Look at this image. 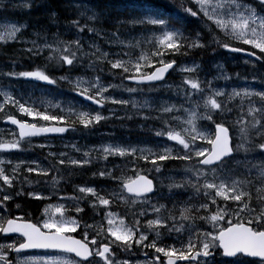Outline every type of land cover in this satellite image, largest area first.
<instances>
[{
	"label": "snow or ice",
	"instance_id": "snow-or-ice-1",
	"mask_svg": "<svg viewBox=\"0 0 264 264\" xmlns=\"http://www.w3.org/2000/svg\"><path fill=\"white\" fill-rule=\"evenodd\" d=\"M2 3V0H0ZM71 7L76 9L77 15L68 21L67 34L70 39H61L59 32L49 42L46 38L42 43L37 40H24L20 35L27 24H5L0 26V48L9 44H31L22 51L33 56H43L48 62L45 68L31 71H9L0 73L14 78H25L39 81L48 85H57L65 81L72 86L76 96L83 101H90L102 109L106 102L133 108L138 106L135 100L118 99L105 96L109 87L101 83L100 77L72 79V72L82 66L85 59L89 61L87 67L96 70L97 63L107 62L113 74H119L122 79L135 82L137 85L148 84L150 89L157 85L155 82L165 81L166 75L179 71L193 73L199 65L192 62L187 66L178 63L176 56H187L193 49L205 48L207 43L202 39L204 29L194 30V35H188L187 29L182 30L176 24L180 20L187 23L201 22L211 36V42L217 47L231 53H243L245 64L258 61L264 64V0H180L178 9L159 8L152 4L142 5L143 14L130 16L127 19L115 18L116 25L131 24L153 25L159 27V33L153 32L152 50L141 51L135 59L125 60L120 53L110 59L109 53L101 51L94 41L89 43V50L83 46L84 35L103 36L104 23L111 20V14L106 11L109 3L101 0H72ZM183 13V15H181ZM55 11L50 13L55 17ZM119 29L111 33L121 44L117 35ZM37 37L40 32L34 33ZM139 41L135 46H139ZM128 47L133 45L129 44ZM128 55V53H125ZM55 66L57 69L67 68V75L54 77L46 69ZM218 67H220L218 65ZM104 71L103 68L99 69ZM230 79L227 74L213 79ZM264 84V81H261ZM201 81L198 77L184 76L178 86V96L183 97L179 106L175 103H164L160 107V115L151 117L161 120L165 126L155 131L157 137H165L175 142L179 148L166 143L156 149L151 147H132L120 144L101 145L83 151L84 159L67 160L63 157L67 153L49 152L54 163L49 168H35L28 166L26 171L36 172L38 176L48 177L51 171L59 172L57 164H70L84 167L90 165L93 159L108 161L109 157L125 158L121 164H113L94 172L102 179H108L115 185L111 188L97 190L91 186H77L78 191L85 194L80 197H63L61 200L75 201L77 217L66 216L64 204L47 205L43 211L42 222H32L23 216H15L8 211V202L14 200L6 189L14 187L17 173L21 164L12 167L8 174L5 164L12 165V160L0 159V234L12 243H0V262L2 264H264V87L259 89L248 86L243 90L232 89L225 97L222 88L214 87L212 81ZM161 87H172L165 83ZM129 93L143 91L140 88L127 87ZM3 101L0 102V118L10 122L18 128V133H12L13 139L0 140V152L23 150L22 142L30 138L46 136L49 133L62 134L69 129L75 131L76 125L84 129L95 127L102 120L109 119L102 112L92 109L82 102L81 110L69 104L67 109L60 104L54 107L59 112L52 113L47 108L43 110L30 102L31 98H17L9 92H0ZM195 97V99H194ZM257 99H253V98ZM234 101H238L233 104ZM187 105V106H185ZM15 108L23 117L30 120L16 118L10 110ZM53 107L50 103L48 108ZM139 107H149L144 101ZM233 108L238 110L235 118L229 114ZM246 109V111H245ZM112 111V110H110ZM183 113L179 115L177 113ZM63 113V114H61ZM169 114V115H165ZM123 118V117H120ZM132 119V116H128ZM150 117L145 116L144 119ZM40 121L49 122L41 124ZM171 121H177L173 126ZM206 121L207 124H200ZM50 122H57L52 126ZM37 147H50L39 144ZM76 151H81L75 145ZM97 156L93 157L92 153ZM241 152L244 153L241 156ZM130 158V159H128ZM185 161L182 170L185 173L180 180L172 176L166 177L171 182L167 184L168 199L172 205L160 203L164 198L161 188L164 186L160 179L159 186L155 183L156 176L149 178L152 173L162 174L166 168L164 161ZM142 162V163H141ZM35 163V162H33ZM243 164L245 172L243 178L237 175V168L233 165ZM147 165H151L149 169ZM130 170L132 175H127ZM48 181H45L47 183ZM53 185L59 180L53 176ZM191 189L187 200L181 199L182 193ZM177 190V191H174ZM255 190V195L253 194ZM105 193V194H102ZM23 194V189L15 195ZM27 195L36 200L50 199L36 192ZM88 200V205L95 211L103 208L99 222L87 223L81 226L79 213L84 212L80 201ZM155 201V202H154ZM123 204L129 208L141 205V209L131 212V219L126 222L128 212L121 216L112 210V205ZM147 206V207H143ZM151 208L153 218L143 221ZM19 209L20 205L16 204ZM199 220L202 223L196 224ZM106 222V226H105ZM170 222V223H169ZM92 230L91 232L89 230ZM79 230L80 238L73 236ZM166 230L174 243H159ZM11 234H17L13 237ZM186 234V238H182ZM150 236H154L150 239ZM178 244V246H177ZM136 249L145 257L143 261L137 259L119 258V253L137 255ZM151 250V253L147 250ZM32 250H42L37 254ZM15 253V256L11 254ZM219 257V259H217Z\"/></svg>",
	"mask_w": 264,
	"mask_h": 264
},
{
	"label": "trees",
	"instance_id": "trees-1",
	"mask_svg": "<svg viewBox=\"0 0 264 264\" xmlns=\"http://www.w3.org/2000/svg\"><path fill=\"white\" fill-rule=\"evenodd\" d=\"M102 3H109L111 5L110 8L106 9L107 12L111 14V20L104 23L103 29L108 33L111 34L112 32L116 31V29H119V33L121 27H113V24L115 23V18L119 17L120 19H127L130 16H134V11L140 10L143 13L142 5L152 4L159 8H169V9H178L180 0H101ZM72 0H10L8 4H0V20L1 19H10L12 21H18L19 23L27 24V30L26 32L30 33L28 37L31 39H38L37 41L39 43H42L43 40L46 38L49 42H51L54 38V35L59 32L61 39H70L71 34H65L67 32L68 28V21H70L72 18H74L77 15L76 9L71 7ZM2 5V6H1ZM52 11L56 12L55 17H51L50 13ZM183 15V13H181ZM127 26L126 32H128V35L125 36V39H131L133 40L132 47L126 48L128 53H136L137 56L140 55L141 51H151L152 50V44L148 43V41H145L144 39H153V32L159 33V27L153 26L148 27V24L144 25H130L125 24ZM177 27H181L182 30L187 29L188 35H194L195 31L197 29L201 28V23L197 24L195 21L191 23H187L185 20H180L179 23L176 24ZM133 30V33L130 32L129 28ZM203 27V26H202ZM143 28V30H142ZM104 31V32H105ZM24 32L21 36L22 38H25ZM40 32V36L37 37L34 33ZM117 32V33H118ZM145 34L146 36H138L139 34ZM141 34V35H142ZM84 36H88L89 33L83 34ZM152 36L150 39L149 37ZM203 37V36H202ZM137 41H139V46H135L137 44ZM84 43V39L82 41ZM24 47H31V44L22 45V44H9L3 48H0V73H5L9 71H31L36 70L37 68H45V65L48 63L45 61L43 56H33L29 58L28 53L22 51V48ZM200 49H193L189 52V55L187 56H176L175 59L180 62H188V61H197V62H205L207 71L211 70L209 68V61L212 60L210 57L211 51L206 50L202 51V54L199 55ZM191 53V54H190ZM195 53V54H194ZM215 60H212V63ZM89 63L87 59L84 60L82 66H86ZM211 63V64H212ZM102 64V63H101ZM82 66H78L71 75H77L82 74ZM108 68V67H107ZM48 72H50L54 77H59L60 75H67V68L65 69H57L55 66H49L46 69ZM117 70H112V76L119 79L123 85H121V93L124 94L125 97L131 96L134 93H129L126 89L127 87H137L143 89L144 93H146L147 90H151L149 86H136L132 84H128L125 82V79H122V77L119 74L114 75L113 73ZM174 80V82L179 81L180 85L182 82V78L175 76V74H171L168 80ZM0 86L10 87L11 90L14 93V96L17 98L23 97L24 99L31 98L30 102H35V105L38 108H41L42 110L44 108H47L48 111L52 113L59 112V109L55 108L54 106L57 104H60L62 107L67 109V106L69 104L75 105L76 108H79L83 110L82 105L80 102H82L84 105L90 106L92 109L97 108L83 102L78 96H76V93L72 90V86L68 84L65 81H60L57 85H48L43 82L39 81H33L25 78H14L10 76H6L3 74H0ZM172 89H165L161 91L164 94L165 98H169L172 103L177 104L179 106L181 103H183V97L178 96L177 92L179 91L178 86L173 87ZM121 94V96H123ZM257 99V98H256ZM53 105V107L48 108V104ZM105 106V105H104ZM187 106V105H185ZM233 107V106H229ZM133 108V107H132ZM6 110H10L13 114H15L16 117H18L21 120H30L31 118L23 117L15 108H11L8 106ZM87 110V109H86ZM238 112V110H237ZM63 114V113H61ZM169 115V114H165ZM128 116H132V119H128ZM123 117V118H120ZM3 118H0V140H8L9 135L4 128ZM41 124H46L49 122L40 121ZM51 124L57 122H50ZM153 125L154 128L162 129L165 126L162 124L161 120L156 119L155 121H148L145 124V128L149 129L143 132L139 128L138 119L134 118V108L131 110V113H124L122 115H115L112 118H109L107 120H102L100 124L95 125V127H91L89 129H84L80 125H76L75 131H70L67 135H76L78 138H84L86 139L90 144H98L102 142V138H104L107 135V132L114 133L115 137H121V141L125 144H129L137 142L139 144H155L154 142L157 140L158 137L150 131L151 126ZM138 130V131H137ZM101 132H105L102 134ZM126 138L130 141L127 142ZM22 145L27 150L32 151L33 153L29 156L31 158H37L40 162L41 168H49L52 163H54V158L48 155V152L45 149H39L37 147H30L27 143V141H23ZM4 153H11L13 155L12 159H17L18 156H21L23 152L12 150L10 152H4ZM35 156V157H34ZM93 157L97 156V153H92ZM69 157L65 156L63 159L67 160ZM130 159V158H128ZM117 160V159H108V161H104L101 159H93V162L90 165H86L84 167L74 166L70 164L65 165H59L57 164L56 167L60 169L59 172L57 171H51L50 175L48 177L44 176H38L36 172L29 173L26 171V168L21 165L20 170L17 173V180L14 181V187L13 189H16V193L21 191L23 189V194L21 195H27V193L30 190H41L44 194V196L48 197H56L59 200L61 196L63 197H80L79 193L77 191V186L79 184H96L98 190L101 188H111L108 184H99V182L106 180L100 178L98 175L93 176L94 172H98L99 169L104 168L105 166H110L108 163ZM124 160H121V163H123ZM142 163V162H141ZM166 165V168L163 169L162 174L170 173V172H183L182 167L186 163L185 161L180 160H170V161H164L163 162ZM118 164V163H117ZM13 165H7V167H11ZM245 167L243 164L241 165ZM147 167L150 169L151 165H147ZM127 174L132 175V172L130 170L127 171ZM157 173H152L150 177L156 176ZM11 175V174H10ZM55 176L60 184H51V178ZM45 181H48L45 183ZM2 183V182H0ZM158 186V183H157ZM12 190V188H11ZM161 191L167 192L168 190H163L161 188ZM175 191V190H174ZM15 193V194H16ZM13 194V196H16ZM105 194V193H102ZM164 194V193H163ZM191 194V189H189L187 192H183L181 199L187 200L188 196ZM253 194L255 195V191L253 190ZM68 200V199H67ZM160 203H164L168 205L170 208L172 205V200L168 199V193L164 194V198L159 200ZM83 205H87L88 208V202L86 200L80 201ZM45 202L37 203L35 201L28 202L27 205H30L32 207H36V212H38L39 208L43 206ZM112 210H117L119 213L124 216L126 212H128V220L131 219V212L137 211L141 209V205H136L135 208H129V206L123 205V204H114L111 206ZM147 207V206H143ZM75 213V216L77 217V213L75 212V209H72ZM9 211V210H8ZM89 209L84 210V212L79 213V218L81 219V226L83 227V224L85 222L87 223H94L99 222V217L95 219V211L93 209H90V212H88ZM10 212V211H9ZM72 213V211H71ZM93 215L94 218H92L90 215ZM153 213L149 212L148 208V215L143 217L142 220L146 221L149 218H153ZM198 222H201L198 220ZM170 223V222H169ZM92 231L91 229L89 230ZM150 239H153L154 236H150Z\"/></svg>",
	"mask_w": 264,
	"mask_h": 264
},
{
	"label": "rangeland",
	"instance_id": "rangeland-1",
	"mask_svg": "<svg viewBox=\"0 0 264 264\" xmlns=\"http://www.w3.org/2000/svg\"><path fill=\"white\" fill-rule=\"evenodd\" d=\"M5 0H2V3L0 4H3ZM10 1V0H9ZM172 2V0H169ZM142 11L140 10H137V11H134V16H140L142 15L143 13H141ZM133 16V15H132ZM12 23H15L17 25L19 24H24V23H19V22H16V21H12L10 19H1L0 20V26H3L5 24H12ZM131 25V24H130ZM116 27H121L120 31H122L121 33H117L118 37H119V40L120 41H124L123 44L119 43V42H112L110 43L109 41H116V37L114 36H111V34H108L104 29L103 31H105L104 35L103 36H94L92 34L89 33L88 36H84V43H83V46L85 48V50H89V43L91 41H94L97 45H99L101 51H105V52H108L109 53V58L110 59H114L115 58V53H120V56L127 60L129 59V57H131L132 59H135L137 56L136 53H128V51L126 50V48H128L127 45L133 43V40L131 41V39H125V36L128 35V31L127 29V26L124 25H116ZM148 27H153V25H148ZM27 28L23 29L21 34L22 35L24 32H26ZM130 32L133 33V30L131 29V27L129 28ZM143 30V28H142ZM208 31V30H207ZM141 33V32H140ZM142 34V33H141ZM139 34L138 36H146L145 34ZM215 34V33H214ZM30 35V33L26 32L25 34V38H23L24 40H28V41H31V40H38V39H31L30 37H28ZM150 39L152 38V36L149 37ZM145 41H149V39H144ZM207 42V47L205 48H198L201 50L200 53H198L199 55L202 54V51H206V50H209L211 51V59L212 60H215V62L219 61V60H224L225 58H221V56H217V52H214V50H211L212 47H216L215 44H213L211 42V39H207L206 40ZM220 47H218L219 49ZM125 53H128V55H125ZM221 55H224L226 57V53L224 50H222L221 48ZM192 62L193 61H188V62H184L185 65L187 66H192ZM196 64L199 65V68H197V70L193 73H182V72H179V71H175V76L177 77H184V76H192V77H198L201 81H205V87H207V84L206 82L207 81H212L213 83V86L214 87H218V88H222L224 89L225 91V97H220L218 99H226V96L228 94H230L232 92V89L233 88H236L237 90H243L244 88L248 87V86H253L257 89L261 88V87H256L252 82H251V79H254V78H258L259 76H264V65H262L260 67V69H255L254 67L250 66L246 71H242L239 73L238 76H231V73L229 71H227L226 69V65L224 62H218L216 63L212 70H208L207 71V65L206 63L202 62V66L199 62L195 61ZM206 65V66H205ZM218 65L220 67H218ZM108 67V68H107ZM209 67V66H208ZM232 67H235L236 69L238 68H242L243 66L239 65V64H236ZM103 68L104 71H100L99 69ZM202 68V69H201ZM110 69V65L105 61L103 62L102 64L101 63H97L96 65V70H93L92 68H89L86 66H82V74H77V75H71L72 76V79L74 80L76 77H82L84 79H94L96 76H99L100 77V80H101V83L104 84L105 86H109V85H116V87H109V90L108 92H106L104 95L105 96H113L115 98H122V99H125V100H129V101H132V100H135L138 102V106L136 108H134V118H137L138 119V123H139V128L145 132L146 130H149L147 128H145V124L150 121L149 119H144L145 116H148V117H156L158 115H160V107L162 104L164 103H172L170 102L171 100L169 98H165L164 97V94L161 92L165 89H172L173 87V84H174V80H168L162 84H159L157 85L154 89H151V90H147L146 93H144V91H137L135 92L133 95L131 96H127L125 97L123 93H121V85H123V83L120 82L119 79L115 78L112 76V70L109 71ZM205 70V71H204ZM204 71L202 74H200V72ZM233 72H236V70H232ZM224 73V74H227L230 79L228 80H224L223 78L221 79H213L214 77H217V76H221V74ZM234 79H238V81L240 82L239 84H233L232 85V82H233V78ZM261 81H264V78L262 79H259L258 83H261ZM165 83L169 84V85H172V87H161V85H164ZM262 84V83H261ZM137 88V87H135ZM141 89V88H140ZM9 92L10 94H12L14 96V93L13 91L11 90L10 87H5V86H0V92ZM121 94H123V96H121ZM195 99V97H194ZM253 99H256L255 97ZM147 100L149 102V107H139V105H142L144 103V101ZM3 101V96L0 95V102ZM238 101H234L233 104H230L229 106H233L235 103H237ZM132 105L131 103H129L127 106H124V105H119V104H111L109 102H106L105 103V106L102 108V109H98V111L102 112L103 115L105 116H108L109 118H112L114 117L115 115L119 114V115H122L124 113H131V110H132ZM83 110H86V109H83ZM112 110V111H110ZM246 111V109H245ZM179 115H183V113H177ZM238 114L237 112V109L233 108V112L229 114L230 118H235V116ZM200 124H207L206 121H200L199 122ZM178 124L177 121H173L172 122V125L173 126H176ZM151 126L150 128V131H152L154 134H155V131L157 130L156 128L153 130L154 126L153 125H149ZM4 130L7 131L8 135H9V138L8 140H11L13 139V135L12 133H17L16 130H14L13 128H10V127H5ZM138 131V130H137ZM102 134H104L105 132H101ZM157 137V136H156ZM102 142L98 143V144H90L86 139L84 138H78L76 135H66L65 137H60V138H43V139H39V140H31L32 143L31 144H28L30 147H37L36 145H39V144H47L49 145L50 147H44V148H40V147H37L39 149H45L48 153L49 152H54V153H61V152H64V153H67V157H71L73 159H77V160H80V159H84L82 153L83 151H87V150H90V149H93V148H99L101 145H107V144H120L122 146H128V145H131L132 147H151L153 149H156L157 146H158V143L160 144H167L169 146H173L174 148H179L180 146L179 145H175V142L173 141H168L166 136L165 137H158L157 140L154 142L155 144H153V142L151 144H139L137 142H134V143H131L128 138H126L127 142L129 143L128 145L123 143L121 141V137H115L114 136V133H111V132H107V135L102 138ZM75 145L77 148L81 149V151H76L72 146ZM23 152V154L21 156H18L17 159H12L13 155H11V153H4V152H0V159H5V160H12V165L14 166L15 164L19 163L21 165H23L25 168H27L28 166H31L33 168L36 167L37 164H39L40 166V162L37 158H31L29 155L32 154L33 152L30 151V150H27L26 148L23 147V150H21ZM93 153H96V152H93ZM241 156L244 155L243 152H241L240 154ZM110 159H117V160H113L111 162H109L108 164L110 166H108L109 169L112 168L113 164H121V160H124L125 158H121L119 156H112V157H109ZM35 162V163H33ZM8 164H5L3 165L5 168H6V171L8 172V174H11V170H12V167H7ZM242 164L240 165H233V167L237 168V175L240 176V178H243V174L245 172V167L241 166ZM129 175V174H127ZM185 173L184 172H170V173H165V174H156V177H158V179L155 181L158 183V186H159V181L160 179H163V184L164 186L162 187L163 190H168L167 189V184H169L171 181L169 179H167L166 177L168 176H172L174 179L176 180H180L182 176H184ZM131 176V175H129ZM109 185V184H108ZM91 187H95L97 188L96 186L94 185H89ZM115 185L112 183H110V186L109 187H114ZM7 192L10 194V195H13L16 193V189H6ZM98 190V188H97ZM77 191H78V188H77ZM177 191V190H175ZM255 191V190H254ZM164 194L165 193H168L165 192V191H162ZM79 193V196H83L85 194H82L78 191ZM41 195H43V193L41 192ZM92 199V197H87L86 200L88 202V200ZM161 200V199H160ZM155 202V201H154ZM75 203L76 202H65V203H61V204H64L65 205V208L67 209L66 212H65V215L67 216V212H68V208H70L71 206L72 207H75ZM88 204V203H87ZM80 206L84 208V210L87 211V209H89L88 212H90V209H92L89 205H88V208H87V205H83L82 203H80ZM149 208V212L151 213L152 210L150 207ZM96 211H99L100 213H103L104 210H102V208H99ZM92 218L93 215L91 213L90 215ZM99 217V220L101 219V216L100 215H97L95 213V219H97ZM202 222H198V220L196 221V224H201ZM105 226H106V222H105ZM163 235L161 237V240L159 241V243H162V244H172L174 243V237L177 235L176 233H173L171 236H169L166 232V230H161ZM182 238H186V234H184V236H182ZM178 246V244H177ZM151 253V250H147ZM136 252H137V255L134 256V258H128L130 261H135L137 259L143 261L145 259V257L143 255L140 254V250L139 249H136ZM118 255L120 256H125L124 253H119L118 252ZM217 259H219V257H217Z\"/></svg>",
	"mask_w": 264,
	"mask_h": 264
},
{
	"label": "flooded vegetation",
	"instance_id": "flooded-vegetation-1",
	"mask_svg": "<svg viewBox=\"0 0 264 264\" xmlns=\"http://www.w3.org/2000/svg\"><path fill=\"white\" fill-rule=\"evenodd\" d=\"M223 50H225V49H223ZM225 55H226L227 58L230 59V62L225 63L223 60H219L217 62H214V65L216 63H218V62H221V63L224 62L225 65H229L230 68L226 67V69H227V71H229L231 73V76H238L240 72L246 71L250 66L254 67L255 69H260V67L262 65H264V64H261L258 61H254L255 66H253V64H245L244 63V59H246L247 57H244L240 53H230V52L226 51ZM220 59H222V58H220ZM236 64H239V65H241L243 67L242 68H238V69H236L235 67H232V66H234ZM232 70H236V72H233ZM236 80H238V79H236ZM59 183H61V182H59ZM33 191L38 193V194H40L39 190H30L29 192H33ZM31 201H35L37 203L45 202V204L39 208L38 212H36V210H35L36 207H32L30 205H27V203L31 202ZM62 201H60L59 203H56L55 201H50V200H47V199L36 200V199L32 198L29 195H18V196H14V200L8 202V210L10 211L9 213H11V214H13L15 216H23L25 219H28V220H30L32 222H42V220L44 218L43 217V213H42L44 211V208L47 205H49V204H51V205L61 204ZM16 204L20 205L19 209L16 208ZM78 232H79V230H78ZM74 234L75 233H73L72 235L74 236ZM16 235L17 234H13L12 236L15 237ZM12 242H13L12 240H7L6 241L3 238L2 234H1L0 243H12ZM35 252L37 254H40L42 251H35ZM11 255L15 256L16 254L12 253ZM129 257L134 258V256H132V255H126L125 256V258H129ZM0 264H2V262H0Z\"/></svg>",
	"mask_w": 264,
	"mask_h": 264
},
{
	"label": "bare ground",
	"instance_id": "bare-ground-1",
	"mask_svg": "<svg viewBox=\"0 0 264 264\" xmlns=\"http://www.w3.org/2000/svg\"><path fill=\"white\" fill-rule=\"evenodd\" d=\"M9 3V0H5L4 1V3L3 4H8ZM2 4V5H3ZM1 5V6H2ZM16 22H18V21H16ZM200 29H202V28H200ZM214 33H209L208 31H206V30H204L203 31V34H202V39L206 42V40L207 39H211V36L213 35ZM207 43V42H206ZM211 50H214V52H216L217 50H218V52H217V56H221V58H225L223 61L225 62V63H228V62H230V59L229 58H227V57H225L224 55H221L222 53H221V48H219L218 49V47L216 46L215 48L214 47H212V49ZM222 50H223V48H222ZM226 52V51H225ZM191 54V53H190ZM195 54V53H194ZM213 62H215V61H213ZM205 63V62H204ZM212 63V60H210L209 61V68H213V63ZM201 66H202V62H201ZM206 66V65H205ZM226 67L227 68H230L229 67V65H226ZM202 69V68H201ZM205 71V70H204ZM204 71H202V72H200V74H202ZM162 82H160V83H157L156 85H159V84H161ZM240 82L238 81V80H236V79H233V82H232V85L233 84H239ZM174 86H180V82L179 81H177V82H174V84H173V87ZM172 87V90H174V88ZM161 114V113H160ZM149 120L150 121H155L156 119H154V118H149ZM173 121H171V123H172ZM35 157V156H34ZM110 183H111V181L110 180H108V179H106V180H104V181H101V182H99V184H109L110 185ZM113 183V182H112ZM89 185H94V186H96V184H79L78 186H89ZM97 187V186H96ZM48 200H50V201H55L56 203H59L60 201H59V199L58 198H56V197H51L50 199H48ZM43 213V212H42Z\"/></svg>",
	"mask_w": 264,
	"mask_h": 264
},
{
	"label": "water",
	"instance_id": "water-1",
	"mask_svg": "<svg viewBox=\"0 0 264 264\" xmlns=\"http://www.w3.org/2000/svg\"><path fill=\"white\" fill-rule=\"evenodd\" d=\"M170 72H171V70H170ZM169 74H170V73H169ZM169 74H168V75H169ZM168 75H166V78H167ZM166 78H165V79H166ZM126 81H127L128 83H131V84H136L135 82H133V81H129V80H127V79H126ZM160 82H163V81L155 82V84L160 83ZM144 85H148V84H144ZM80 98L83 100L82 97H80ZM85 102L88 103V104H91L90 101H85ZM91 105H92V104H91ZM93 106L98 107L97 105H93ZM3 123H4L5 125H8V126L14 127V128L17 130V132H18V128H17L15 125H12L10 122H6L5 119L3 120ZM51 125H52V126H57L56 124H51ZM70 130H71V129H69V131H70ZM67 132H68V131H67ZM67 132L62 133V134L49 133V134H47L46 136H39V137H32V138L60 137V136H65V135L67 134ZM32 138H30V139H32Z\"/></svg>",
	"mask_w": 264,
	"mask_h": 264
}]
</instances>
